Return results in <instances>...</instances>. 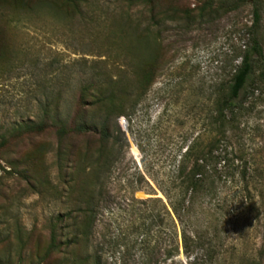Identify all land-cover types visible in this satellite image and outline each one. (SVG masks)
<instances>
[{
    "label": "rangeland",
    "instance_id": "obj_1",
    "mask_svg": "<svg viewBox=\"0 0 264 264\" xmlns=\"http://www.w3.org/2000/svg\"><path fill=\"white\" fill-rule=\"evenodd\" d=\"M202 1L154 0L149 6L128 0H83L81 12L67 18L41 12L14 16L4 10L0 264H142L145 258L189 264L182 249L167 257L174 224L168 199L159 188L170 184L188 143L207 137L214 90L227 79L234 52L249 41L247 27L253 16L252 4L246 3L219 17L191 21L188 12L196 14ZM260 7L258 36L264 48V1ZM128 19L140 32L149 27L155 38L157 56L150 68L154 80L134 107L128 103L125 113L111 122L116 129L113 163L97 183L101 193L88 240L77 242L75 225L87 214L86 197L78 189L93 185L77 182L92 178L96 151L113 138L103 142L98 132H70L59 148L53 126L36 134L16 128L23 121L38 120L47 101L58 104L59 118L73 107L87 120L97 117L95 105L76 102L81 87L98 74L134 78L138 58L120 45ZM136 51L141 59L148 53L144 43ZM245 128L248 151L264 155V105L254 108ZM239 186L236 181L221 183L218 199L205 202L191 218V229L198 226L217 236L215 244L222 252L217 264L253 254L262 243V220L255 209L246 207L247 194ZM259 208L261 216L264 206Z\"/></svg>",
    "mask_w": 264,
    "mask_h": 264
},
{
    "label": "trees",
    "instance_id": "obj_2",
    "mask_svg": "<svg viewBox=\"0 0 264 264\" xmlns=\"http://www.w3.org/2000/svg\"><path fill=\"white\" fill-rule=\"evenodd\" d=\"M82 1L0 0V20L7 22L4 18L6 11H12L14 16L41 12L57 18H67L81 12ZM133 1L149 6L154 2V0H128L131 3ZM263 1L203 0L197 6L196 14L191 16L190 11L187 14L192 18L191 21H194L196 18L219 17L238 10L246 3H251L253 6L252 22L247 27L250 39L234 52L229 62L227 79L218 83L214 90L212 107L207 113V137H196L188 143L179 155L170 177V184L166 188L163 186L159 188L168 199L169 212L172 214L174 224L173 244L167 251L168 258L176 256L182 249L189 258V264L219 262L222 252L215 244L217 236L208 232L203 233L198 226L191 229V218L199 213L198 207L202 208L205 202L218 199L221 183L236 181L241 190L247 194L246 207L255 209L256 217L262 220V243L255 253H243L237 261L231 258L228 264H264V214L260 216L259 208V205L264 206V155L249 152L244 144L246 118L257 105H264V48L258 36L260 6ZM125 23L124 41L120 45L138 58L134 63L132 60L136 72L132 79L122 76L113 78L101 73L95 81L81 87V95L76 103L81 105L89 101L91 105L97 107L99 111L97 117L87 120L80 108L73 107L64 118H59L58 104L47 101L40 109L38 120L23 121L16 128L24 134H36L45 131L48 126H53L59 148L70 132H98L103 142L113 138L109 146L103 145L96 151L92 178L79 179L77 182L78 184H83L85 181L89 184L93 183L90 189L81 185L78 189L81 196L86 197L84 201L86 206L83 210L87 214L75 225L74 236L77 237V242L88 240L96 215L94 208L98 205L97 197L101 193L96 189L97 183L102 173L109 171L113 163L115 144L113 132L116 129L111 126V122L113 118L125 113L128 103L134 107L154 80L150 68L151 63L156 59L157 49L153 46L155 38L152 37L150 28L147 27L140 32L139 27L133 25L131 20L128 19ZM141 43H144L148 49L146 57L142 59L136 51ZM104 76L107 79L103 78ZM88 97L90 100H86ZM121 120L122 118L119 121L123 128L124 123ZM142 264L160 263L145 258Z\"/></svg>",
    "mask_w": 264,
    "mask_h": 264
}]
</instances>
